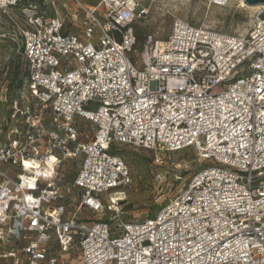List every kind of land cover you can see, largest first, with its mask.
<instances>
[{
	"label": "built area",
	"instance_id": "built-area-1",
	"mask_svg": "<svg viewBox=\"0 0 264 264\" xmlns=\"http://www.w3.org/2000/svg\"><path fill=\"white\" fill-rule=\"evenodd\" d=\"M147 14L0 0V47L23 62L12 99L0 80V264H264V10L241 35L174 18L139 42ZM118 147L155 166L185 152L177 193L141 223H113L132 183Z\"/></svg>",
	"mask_w": 264,
	"mask_h": 264
},
{
	"label": "rangeland",
	"instance_id": "rangeland-1",
	"mask_svg": "<svg viewBox=\"0 0 264 264\" xmlns=\"http://www.w3.org/2000/svg\"><path fill=\"white\" fill-rule=\"evenodd\" d=\"M138 2L148 9L145 17L137 18L135 21V28L141 41L146 34H153L163 40L168 35L174 18L192 25L204 26L215 32L241 35L249 29L253 15L257 11L239 7L238 0H230L224 6L213 5L210 0H138ZM2 23L3 17L0 15V30L3 28ZM22 74L21 56L13 47L1 46L0 80L9 83L15 77L21 78ZM10 95H13V92ZM117 151L130 169L132 183L117 192L121 194L123 201L115 206L118 213L113 214L116 217L113 223H141L145 217L155 215L164 203L177 193L180 184L175 176L181 169L175 164L182 162L181 156L185 152L172 154L163 164L155 166L152 164L150 152L128 147H118ZM187 160L185 156L183 161ZM74 164L75 162L69 163L70 166ZM3 168L7 169V166ZM157 175H160L159 178ZM104 200L107 201V197ZM94 218L103 219L113 225L109 212L96 215Z\"/></svg>",
	"mask_w": 264,
	"mask_h": 264
},
{
	"label": "trees",
	"instance_id": "trees-1",
	"mask_svg": "<svg viewBox=\"0 0 264 264\" xmlns=\"http://www.w3.org/2000/svg\"><path fill=\"white\" fill-rule=\"evenodd\" d=\"M135 31H136V28H135ZM136 34H137L138 41L141 42L140 36L138 35L137 31H136ZM22 81H23V74L21 78L17 79L15 77L8 83L7 97L9 100L12 99L15 96L16 92L20 89L22 85ZM11 92H13V95H10ZM112 153L119 155V151H113Z\"/></svg>",
	"mask_w": 264,
	"mask_h": 264
},
{
	"label": "bare ground",
	"instance_id": "bare-ground-1",
	"mask_svg": "<svg viewBox=\"0 0 264 264\" xmlns=\"http://www.w3.org/2000/svg\"><path fill=\"white\" fill-rule=\"evenodd\" d=\"M238 2H239V7L244 8V9H250V10H254L255 9L257 11L260 10V9L264 10V6H262V5H257V6H254V7H250V6L245 5L243 0H238ZM120 195H121L120 193H116L113 196H110V200H111L110 204H113L114 206H116L118 204V202L123 201V199L120 197Z\"/></svg>",
	"mask_w": 264,
	"mask_h": 264
},
{
	"label": "water",
	"instance_id": "water-1",
	"mask_svg": "<svg viewBox=\"0 0 264 264\" xmlns=\"http://www.w3.org/2000/svg\"><path fill=\"white\" fill-rule=\"evenodd\" d=\"M244 4L250 7H254L257 5H262L264 6V0H243ZM264 64V61H263Z\"/></svg>",
	"mask_w": 264,
	"mask_h": 264
}]
</instances>
